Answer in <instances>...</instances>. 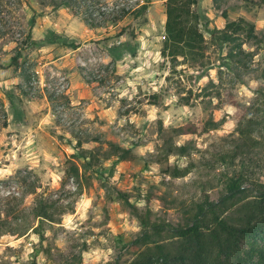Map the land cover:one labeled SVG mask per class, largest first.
Here are the masks:
<instances>
[{
	"label": "rangeland",
	"instance_id": "obj_1",
	"mask_svg": "<svg viewBox=\"0 0 264 264\" xmlns=\"http://www.w3.org/2000/svg\"><path fill=\"white\" fill-rule=\"evenodd\" d=\"M56 1L0 0V220L10 232L33 226L2 234L0 264L131 262L144 249L134 209L175 224L204 194L220 196L230 162L218 155L233 148L238 123L262 109L264 5L197 0L207 48L192 68L161 54L166 0ZM231 21L253 25L255 38L241 32L223 42ZM237 45L244 56L231 58ZM188 124L198 132L181 134ZM252 129L249 179L264 190V127ZM110 143L129 149L126 160L109 156ZM171 145L189 154L165 156ZM79 147L93 163L87 170ZM174 168L189 172L175 178ZM255 193L246 202L264 207ZM39 201L52 221L30 213ZM257 242L264 247V231Z\"/></svg>",
	"mask_w": 264,
	"mask_h": 264
},
{
	"label": "trees",
	"instance_id": "obj_2",
	"mask_svg": "<svg viewBox=\"0 0 264 264\" xmlns=\"http://www.w3.org/2000/svg\"><path fill=\"white\" fill-rule=\"evenodd\" d=\"M250 2L256 6L264 5V0ZM56 3L59 7L69 8L73 0H58ZM197 4V0H166L164 4L165 38L161 54L174 61L183 58L192 68L201 64L207 48L206 39L199 28L200 16L196 11ZM146 9L147 3L137 12L142 14ZM223 18L227 19L225 13ZM34 24L35 18L32 17L30 30ZM241 32H246L249 38H255L254 26L243 21L226 22L220 31L222 41L226 43L232 42L235 35ZM70 46L77 48L79 45L71 44ZM19 56L20 53H18ZM240 56H244V51L241 45H237L236 50L231 51L230 57L239 58ZM12 61L17 63V58H13ZM210 124L212 128L216 126L215 123ZM262 127H264V96L262 109L238 123V139L233 148L229 152L218 155L221 162L228 160L230 164L221 173L222 188L217 200H212L204 194L200 201L192 202L187 207L180 221L175 224L161 217L154 221L150 213L142 216L134 209V214L142 227V233L135 243L144 249L131 262H123L121 257H118L110 264H264V247L257 242L259 232L264 231V207H259L253 201L246 202V194L249 191H255L254 198L264 201V190L259 188L260 184H253L249 179V169L252 161L255 160L253 156L255 153L251 149V146H254L252 142L255 141L252 138V128ZM197 132L198 129L190 124L180 129L181 134ZM99 140V138L93 139L94 142ZM263 141L264 137H262ZM259 143H256V146ZM109 150L111 151L109 156H115L120 161L126 160L130 152L129 149L113 143L109 144ZM79 152L80 158L85 160V170L92 167L93 163L86 156L85 151L80 148ZM188 154L189 150L184 145H171L165 152V156H187ZM237 161L239 165L236 166ZM167 172L177 178L185 176L189 171L174 168L168 169ZM72 174L79 178L83 173L80 174L79 169L74 167ZM248 183L251 187H244ZM117 198L128 202L129 194L118 191ZM30 213L38 220L52 221L53 218L41 201ZM0 223V230H4L0 231V238L6 233L25 235L33 229L29 223L17 225L15 230L10 232L5 223L1 220ZM162 238H169L172 242L163 243ZM243 240L247 241L246 248L242 247Z\"/></svg>",
	"mask_w": 264,
	"mask_h": 264
}]
</instances>
